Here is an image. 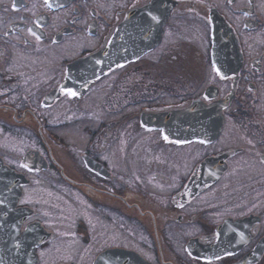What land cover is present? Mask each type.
<instances>
[{
	"label": "flooded vegetation",
	"instance_id": "af4514ba",
	"mask_svg": "<svg viewBox=\"0 0 264 264\" xmlns=\"http://www.w3.org/2000/svg\"><path fill=\"white\" fill-rule=\"evenodd\" d=\"M0 126V264H264V0H0Z\"/></svg>",
	"mask_w": 264,
	"mask_h": 264
},
{
	"label": "rangeland",
	"instance_id": "374dc122",
	"mask_svg": "<svg viewBox=\"0 0 264 264\" xmlns=\"http://www.w3.org/2000/svg\"><path fill=\"white\" fill-rule=\"evenodd\" d=\"M8 134L9 132L5 131L4 127L0 126V144L2 147L9 149L11 152L17 153L18 150L23 148V145L25 144L26 141L22 138H19V139L17 137L12 138ZM29 145H32V146L37 145V141L34 136H32V140ZM42 189L44 193L50 197L49 201H53L54 199H56V201H60L59 203L63 205L65 208L67 207L68 210H71L72 207L75 206L73 204L74 201H72V198L70 197L71 195L68 196L69 195L68 193L67 195H63L54 188L44 187ZM71 242L75 243L74 238L71 240Z\"/></svg>",
	"mask_w": 264,
	"mask_h": 264
},
{
	"label": "snow or ice",
	"instance_id": "6c2138e0",
	"mask_svg": "<svg viewBox=\"0 0 264 264\" xmlns=\"http://www.w3.org/2000/svg\"><path fill=\"white\" fill-rule=\"evenodd\" d=\"M47 2H48V0H45V3H46V4H47ZM15 7H16V5L14 4V5H13V8H15ZM68 94H69V95H73V96L76 95L75 92H71V91H70ZM165 139H167V137H165Z\"/></svg>",
	"mask_w": 264,
	"mask_h": 264
}]
</instances>
